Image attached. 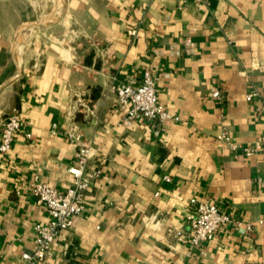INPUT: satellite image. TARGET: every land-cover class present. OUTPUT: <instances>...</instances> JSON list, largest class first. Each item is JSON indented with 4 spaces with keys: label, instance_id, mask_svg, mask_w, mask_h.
Returning a JSON list of instances; mask_svg holds the SVG:
<instances>
[{
    "label": "crops",
    "instance_id": "obj_1",
    "mask_svg": "<svg viewBox=\"0 0 264 264\" xmlns=\"http://www.w3.org/2000/svg\"><path fill=\"white\" fill-rule=\"evenodd\" d=\"M4 1L0 134L13 112L25 127L0 156V264H26L50 217L33 177L73 185L72 123L102 172L43 264H264V0H64L49 19ZM149 68L179 119L125 124L109 86ZM204 200L231 220L199 249L178 242Z\"/></svg>",
    "mask_w": 264,
    "mask_h": 264
},
{
    "label": "built area",
    "instance_id": "obj_2",
    "mask_svg": "<svg viewBox=\"0 0 264 264\" xmlns=\"http://www.w3.org/2000/svg\"><path fill=\"white\" fill-rule=\"evenodd\" d=\"M157 79L155 72L149 68L144 70L139 80L113 81L110 84L109 92L116 96L118 108L125 112L123 119L125 124L141 119L160 121L179 119L159 101ZM212 94L218 99L221 98V93L217 88H213ZM259 95V90L254 88L246 97L248 101H251ZM23 127H25V122L19 112H13L6 118L0 134V156H5L11 151L14 140ZM56 129L57 124H53L52 131L56 132ZM27 135L31 134L27 133ZM67 136L78 146L77 164L70 169L75 180L72 186L59 189L41 180L38 175L33 177L32 190L38 202L47 208L50 217L46 222L36 224L34 248L31 252L22 254V259L26 264L44 263L52 253L57 239L62 236L63 232L74 226L76 217L85 210L86 192L102 172L99 164H91L94 157L92 146L83 138L76 123H72L67 129ZM217 137L233 146L237 145L231 141L228 132H222ZM259 146L260 143L246 147L245 154L252 156ZM170 179V176H165V180ZM230 220V217L217 203L204 200L198 203L196 210L190 216L189 229H178L175 236L178 242L199 249L214 237L224 223ZM236 223L243 224L240 221ZM245 226L248 233L253 231L252 224L247 223Z\"/></svg>",
    "mask_w": 264,
    "mask_h": 264
},
{
    "label": "rangeland",
    "instance_id": "obj_3",
    "mask_svg": "<svg viewBox=\"0 0 264 264\" xmlns=\"http://www.w3.org/2000/svg\"><path fill=\"white\" fill-rule=\"evenodd\" d=\"M54 2L59 5L64 4V0H17L15 6L20 12L19 15L23 16V18H27V16L33 17L35 11H42V14L45 16V18L49 19V17L51 16L50 9L51 7H53ZM4 3V0H0V6ZM21 10L23 14L21 13Z\"/></svg>",
    "mask_w": 264,
    "mask_h": 264
},
{
    "label": "bare ground",
    "instance_id": "obj_4",
    "mask_svg": "<svg viewBox=\"0 0 264 264\" xmlns=\"http://www.w3.org/2000/svg\"><path fill=\"white\" fill-rule=\"evenodd\" d=\"M57 2V1H56ZM55 3V2H54ZM58 3V2H57Z\"/></svg>",
    "mask_w": 264,
    "mask_h": 264
}]
</instances>
